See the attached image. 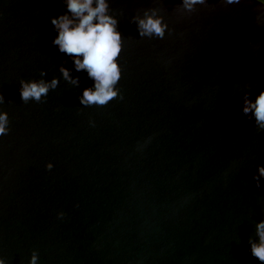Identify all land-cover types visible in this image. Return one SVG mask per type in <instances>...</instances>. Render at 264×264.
Masks as SVG:
<instances>
[{"label": "water", "instance_id": "water-1", "mask_svg": "<svg viewBox=\"0 0 264 264\" xmlns=\"http://www.w3.org/2000/svg\"><path fill=\"white\" fill-rule=\"evenodd\" d=\"M108 2L123 41V99L85 107L94 81L52 43L65 0H0V112L10 121L0 136V259L262 264L249 240L264 221V177L254 179L264 130L243 113L245 96L264 90L255 4L208 0L214 10L190 13L181 0ZM149 9L168 26L163 39L131 22ZM53 78L44 102L21 100V79Z\"/></svg>", "mask_w": 264, "mask_h": 264}, {"label": "clouds", "instance_id": "clouds-1", "mask_svg": "<svg viewBox=\"0 0 264 264\" xmlns=\"http://www.w3.org/2000/svg\"><path fill=\"white\" fill-rule=\"evenodd\" d=\"M242 2L255 4L252 9L255 23L264 26V0H219L224 7ZM65 3L67 13L51 19L52 25L58 32L52 43L58 46L60 52L73 58L77 72L86 71L88 77L94 81L93 87L83 90L79 98L80 104L85 107H103L113 99L122 100L123 95L117 84L122 77L118 58L123 50V41L118 31V20L110 14L108 0H65ZM181 5L190 13L196 11L198 5L209 7L210 11L214 10V6H209L208 0H181ZM131 22L137 25L141 37L154 36L163 39L168 28L163 18L156 14L155 9L145 10L143 18L133 16ZM60 72L70 83H79V78L73 79L68 69L61 67ZM40 75L43 76L45 73L41 71ZM19 83L20 96L24 103L29 101L42 103L49 89H55L59 81L56 78L51 82L21 79ZM4 101V96L0 94V103ZM243 113L246 116L251 113L255 126L259 130H264V90L260 91L254 101L245 96ZM9 123L8 113L0 112V136L10 132ZM52 167L51 163L47 165L48 169ZM262 177H264V166L258 168V174L254 177L257 187L260 186ZM58 215L63 218L64 213ZM256 236L258 242L249 240L250 251L252 256L264 264V221L256 225ZM37 261L38 254L33 251L29 264H37ZM0 264H5V260L0 259Z\"/></svg>", "mask_w": 264, "mask_h": 264}]
</instances>
